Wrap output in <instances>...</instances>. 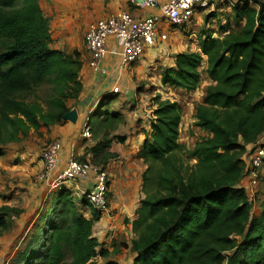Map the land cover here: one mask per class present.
<instances>
[{
	"label": "trees",
	"instance_id": "trees-1",
	"mask_svg": "<svg viewBox=\"0 0 264 264\" xmlns=\"http://www.w3.org/2000/svg\"><path fill=\"white\" fill-rule=\"evenodd\" d=\"M259 1L264 0H239L232 22H220L214 31L218 36L204 30L200 51L175 54V65L161 74L164 86L196 91L206 57L212 83L196 106L195 125L209 135L186 150L179 141L182 105L154 96L152 130L140 150L148 164L144 184L154 190H146L135 212L131 264H264V198L257 210L256 194L249 201L250 155L264 134V11ZM81 67L79 52L69 55L52 47V30L39 0H0V157L8 144L32 130L64 121L72 109L67 100L79 99L84 89ZM44 83L54 91L47 106L20 98ZM110 95L89 118L94 125L101 117L98 131L104 135L121 123L120 115L104 113ZM106 138L86 150L90 158L78 159L108 169L119 153ZM115 140L124 143L126 136ZM192 158L197 161L191 165ZM51 203L12 264H93L98 256L105 264H120L109 259L110 250L94 234L102 212L66 186L58 187ZM23 212L0 206V234L12 216Z\"/></svg>",
	"mask_w": 264,
	"mask_h": 264
},
{
	"label": "crops",
	"instance_id": "crops-1",
	"mask_svg": "<svg viewBox=\"0 0 264 264\" xmlns=\"http://www.w3.org/2000/svg\"><path fill=\"white\" fill-rule=\"evenodd\" d=\"M39 1L45 16L49 20L50 27L52 30V47L69 55L74 54L76 51L80 53V59L82 61L80 78L83 82L84 89L80 94L79 99H73V102H66L68 107L77 110L78 118L76 122L64 120L62 122H58L52 125L43 126L40 128L39 131L32 130L28 136L22 139V141L18 143H10L7 145L8 150L3 156L0 157V176L2 175L4 177H6L9 172L12 173L14 171V169L11 167V164H14L16 166H19V164H27V170H30L33 167L32 172L35 169L39 172V170L42 169V161L40 158L38 159V156H41V153L40 155H38V150L41 146H44L51 140H59L62 143V150L60 153L61 162L60 166L57 169V172L65 168L69 158L72 155H75L77 157H85L82 156L85 153L84 148L87 146L91 147L92 144H90L89 140L85 142V139H82V141L78 142V136H81L80 134L82 132L83 125L89 118H91L90 115L92 111L97 107L98 103H100V101L105 97V94L110 93L116 84L120 86V92H123L122 87L126 89L125 93L127 94L128 98L135 97L138 93L136 91H132L133 87L131 81L133 76H136V82L141 80L148 81L149 75H151L152 71L158 72V80L160 83L159 85L161 87L157 85L155 86L156 89L154 87L149 92L159 89L162 91L175 90L180 94H184L187 91L185 89L176 88L168 85L164 86L161 83V74L166 67L175 65V59L173 57L175 54L183 51H200L198 38L196 47L194 49H184L182 51L174 53L173 55L171 54L170 50L171 48L174 49L175 47H180L179 42L175 44L169 41L168 43L162 42L157 45L149 43L146 45L144 55L140 60L135 62H125V57L122 52V48L118 46L116 38L114 36H110L107 38L108 52L102 63V68L105 70V72H96L89 67V54L85 49V34L89 30L91 24L95 23L99 19L106 18L124 9L130 11L132 16L137 19H141L151 15L161 14V9L150 7L141 8L136 6L135 4L130 3L129 0ZM158 1L161 4H164L168 0ZM232 15L233 9L231 7H226L223 10L216 12H200L196 14L195 18L190 24H188L187 27L192 24H194V26H201L203 19L207 21L211 20L213 22H216L217 17L219 19H222L221 23L223 24L228 20L232 22ZM162 25V31L167 30L171 41L172 36H178L179 32L180 34L184 35L186 32V30L180 31L178 28L170 27L169 24L165 21ZM213 34L218 36L217 32H214ZM202 67L204 70L203 74L206 79L204 78L205 81L201 83L199 89H197L196 91H190L195 93L193 95V99H191L189 103H192L194 98L197 97V93H202L201 98L197 102H195L197 103L196 106L203 102L206 94V88L212 83L211 80L208 78L207 73L205 72V69L207 67L206 57H204ZM143 91L144 90H139L138 92L139 94H142ZM169 99L174 100L170 97ZM196 106H192V123L194 124L196 122ZM152 111V109L146 110L145 112H143V115H141V113L139 112V118L142 119L147 113H151ZM195 127L199 128L196 125ZM199 129L204 134L202 137H207L209 135L208 132L203 131L201 128ZM147 137L148 134L146 133V131L142 130V128H138L134 130V133L127 134V138L124 143H116L113 146V149L111 150L120 154V157H118L119 160V158H123V155L128 156V153L125 154L122 147L134 145V149H137L136 151L140 152L143 142ZM263 139L264 134L259 137V140ZM11 145L23 146L22 149H19L20 152L17 153V158H14V154L13 156L10 155L11 152L16 153L10 150L9 147ZM90 156L91 155L89 153L86 154L87 158H90ZM25 157H27V159H25ZM4 159H10V162L5 161ZM116 162V159L110 160L109 164L107 165L108 168L110 167V169L112 168L114 170V165L116 164ZM36 175V177L38 178V173ZM9 176L11 177V175ZM92 186L93 175H91L87 179H82L79 185L76 187L69 185L66 187L70 188L75 192L78 189H90ZM27 190L28 189L24 190L21 187H18L14 191L13 189H10V187H8L7 180H0V206L9 205L12 207L22 208L23 210L28 209L30 207V204H27L26 202L28 200L25 199V197L29 195L26 192ZM50 190H54L55 192L58 190V188H55L53 186L52 188H50ZM112 201L109 200V203L111 202L109 212L103 213L101 218L95 222L94 228H96L98 232L97 234H94L98 237L102 248L109 249L111 252L110 254H115L120 249H124L126 252L131 253L132 241L137 237V235L133 231V228H131L132 230L128 228L127 231H124L123 227L120 226L119 220L122 212L121 209L118 207V204ZM111 205L113 206V208ZM114 209L120 210L114 213ZM136 217L137 216H135V218ZM135 218H132V222L135 220ZM12 219L16 224L21 223L22 220V218H18V216H12ZM121 241H126V243H121ZM1 244L2 242L0 240V245ZM2 249L5 250L4 245ZM12 253H15V251L13 250Z\"/></svg>",
	"mask_w": 264,
	"mask_h": 264
},
{
	"label": "rangeland",
	"instance_id": "rangeland-1",
	"mask_svg": "<svg viewBox=\"0 0 264 264\" xmlns=\"http://www.w3.org/2000/svg\"><path fill=\"white\" fill-rule=\"evenodd\" d=\"M255 6V5H254ZM258 7V6H255ZM222 19L216 18V22L211 20L203 19L201 26H194V24L189 25V27L184 28L186 30L185 36L180 34L178 36H172V41L170 42L177 44L179 42L180 47L171 48L170 52L173 55L179 51L184 49H194L197 44V38L199 39L201 33L204 30H209L211 32L217 31L219 25L221 24ZM181 31V30H180ZM184 31V30H182ZM181 35V36H180ZM183 35V37H182ZM214 36H217L214 34ZM174 41V42H173ZM202 70V69H201ZM204 70L202 71L203 81H205L206 77L204 76ZM205 78V79H204ZM132 91H136L138 94L133 98H128L125 93V88H123V92L118 94H112L103 102V109L105 112H113L115 114L120 115L121 123L115 131H111L109 129H105L107 134L104 135L105 131H98V124L100 122V118L98 117L94 119V123L97 125L90 124L92 126V137L83 138L78 136V142L85 139L86 142L89 140L90 144H95L97 141L106 138L111 141L110 149H113V146L116 143H120L115 140L117 135H125L127 138V134L134 133V130L138 128H142V130L146 131V133H151V113H147L145 117L142 119L139 118L138 113L140 112L143 115V112L149 109H153V99L154 96L160 94L163 98H173L177 100L183 107V118L180 125V135L179 141L182 143L186 150H192L194 148L195 142L202 138L204 135L199 128L195 127V124L192 123V114L193 107L196 106L197 102L201 98V92L197 93V97L194 98L192 103H189L191 99H193V92L186 91L184 94H180L175 90H152L155 86H160L158 80V72H151L149 75V80H141L136 82V76L132 77ZM123 85V84H122ZM131 87V88H132ZM161 87V86H160ZM167 88V87H165ZM156 89V87H155ZM139 90H144L142 94H139ZM202 91V90H201ZM54 91L52 85L49 83H44L38 86H35L33 90L20 95V98L24 101L34 103L38 102L47 106V102L49 98L53 95ZM103 100V99H102ZM69 102H73V99L67 100ZM144 121V122H143ZM190 125V126H189ZM144 126V127H141ZM81 135V134H80ZM77 140V139H75ZM52 141V140H51ZM49 141L48 143H50ZM77 142V143H78ZM47 143V144H48ZM136 143V142H135ZM41 146L38 150V155L42 152L43 148L47 145ZM26 146V145H25ZM22 145H11L9 148L11 151L16 153H10V155L14 158H17V153L20 152L19 149H22ZM8 148V146H7ZM124 153H128L127 155H123V158L116 159L117 162L114 165V170L110 167L108 168L110 180L108 186V199L112 202L118 204V207L121 209V217H120V226L123 227L124 231L127 229L133 228L132 226V218H135L137 214L135 213L140 205L141 199H143L147 191L146 190H154L150 184L145 185L143 175L147 170L148 164L143 160L140 156V152L134 149V145L124 146L122 147ZM89 149V146L84 148V155H86V150ZM136 151V152H135ZM16 154V155H15ZM82 155V156H84ZM120 157V154H119ZM40 156H38V159ZM27 159V157H25ZM186 161V156L184 157ZM5 161H9L10 159H4ZM16 160V159H15ZM196 158L190 159V164H195ZM10 162V161H9ZM11 164V167L14 171L9 172L6 177L0 176L1 181L7 180V185L10 189L14 191L21 187L22 189H28L26 192L29 194L25 197L28 200L26 203L30 204L28 209H25L22 214L18 216V218H22L21 223L16 224L12 218L9 219L10 227L8 230L2 232L0 234V240L2 244L0 245V264H12L15 253L23 246V244L37 231V227L42 223V218L44 213L52 204L51 199L54 194V190H50L52 188V180L43 181L36 177L37 173L40 175L41 170L36 171V169L32 172V168L30 170L26 169L27 164H19L16 166ZM6 171V170H5ZM28 173V174H27ZM9 175H11V178ZM147 186V188H146ZM256 190V210L259 208V204L261 200L264 198V165L261 168V176L259 178L258 184L255 186ZM13 191V192H14ZM30 192V193H29ZM250 192V191H249ZM111 202L109 203L110 206ZM255 205V206H256ZM112 206V205H111ZM113 208V206H112ZM116 208V207H114ZM119 209V210H120ZM124 209V210H123ZM119 210L114 209V213ZM90 213V210L88 211ZM136 214V215H135ZM137 218V217H136ZM135 218V220H136ZM118 222V223H119ZM132 230V229H131ZM134 231V229H133ZM98 230L94 228V233L97 234ZM124 234V233H123ZM125 236V235H124ZM126 241H121V243ZM3 245L5 246V250L2 249ZM16 249V250H15ZM13 250L15 253H12ZM132 253V252H131ZM126 252L124 249L118 250L115 254H110L109 259L116 260L120 264H131L132 263V254ZM105 259L100 256L94 258L93 264H105Z\"/></svg>",
	"mask_w": 264,
	"mask_h": 264
},
{
	"label": "built area",
	"instance_id": "built-area-1",
	"mask_svg": "<svg viewBox=\"0 0 264 264\" xmlns=\"http://www.w3.org/2000/svg\"><path fill=\"white\" fill-rule=\"evenodd\" d=\"M239 0H168L161 4L158 0H129L138 7L160 8L161 14L137 19L127 9L121 10L106 18L99 19L91 24L85 34V49L89 54V67L96 72L104 73L103 60L108 52L107 38L114 36L118 46L122 48L125 62L140 60L145 52L146 45L168 43L170 36L167 30L162 31L164 21L170 27L181 28L188 26L200 12H216L226 7L233 8ZM120 86L116 84L112 94L120 93ZM89 119L83 125L81 136L91 137ZM62 143L52 140L41 152L42 169L39 178L43 181L52 180L55 188L61 186H78L82 179L93 175V186L90 189H78L75 193L84 197L89 203L102 213L109 212L108 169L96 166L90 160L81 161L72 155L65 168L57 172L60 166ZM249 167V201L254 202L255 186L258 184L261 168L264 165V139L255 144L250 155Z\"/></svg>",
	"mask_w": 264,
	"mask_h": 264
},
{
	"label": "water",
	"instance_id": "water-1",
	"mask_svg": "<svg viewBox=\"0 0 264 264\" xmlns=\"http://www.w3.org/2000/svg\"><path fill=\"white\" fill-rule=\"evenodd\" d=\"M259 4L261 5V11H264V1H259ZM77 118H78V114L76 109H71L63 116L64 120H69L72 122H76Z\"/></svg>",
	"mask_w": 264,
	"mask_h": 264
}]
</instances>
